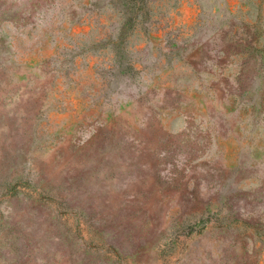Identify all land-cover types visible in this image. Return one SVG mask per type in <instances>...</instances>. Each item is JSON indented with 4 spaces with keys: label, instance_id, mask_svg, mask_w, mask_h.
Masks as SVG:
<instances>
[{
    "label": "rangeland",
    "instance_id": "rangeland-1",
    "mask_svg": "<svg viewBox=\"0 0 264 264\" xmlns=\"http://www.w3.org/2000/svg\"><path fill=\"white\" fill-rule=\"evenodd\" d=\"M0 264H264V0H0Z\"/></svg>",
    "mask_w": 264,
    "mask_h": 264
}]
</instances>
